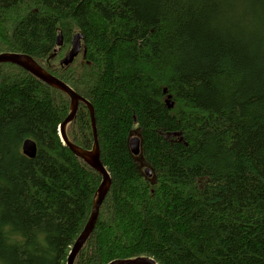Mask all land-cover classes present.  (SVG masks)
<instances>
[{
    "label": "trees",
    "instance_id": "trees-1",
    "mask_svg": "<svg viewBox=\"0 0 264 264\" xmlns=\"http://www.w3.org/2000/svg\"><path fill=\"white\" fill-rule=\"evenodd\" d=\"M12 53L95 112L112 184L74 264H264V0H0ZM69 111L65 93L0 64V264H66L89 220L101 176L60 139ZM66 134L92 149L85 104Z\"/></svg>",
    "mask_w": 264,
    "mask_h": 264
},
{
    "label": "water",
    "instance_id": "water-1",
    "mask_svg": "<svg viewBox=\"0 0 264 264\" xmlns=\"http://www.w3.org/2000/svg\"><path fill=\"white\" fill-rule=\"evenodd\" d=\"M82 34L76 33L73 37V41L71 44V49L63 59L62 64L64 66H69L73 63V61L80 55L82 52ZM63 46V35L59 33L57 36V48H61ZM0 64H13L22 68L23 70L29 72L31 75L41 80L43 83L47 84L52 88H56L61 92L65 93L70 98V111L68 116L59 126V135L62 143L78 158L82 159L90 168L96 171L101 176V184L97 190L96 199L93 204V208L91 211V215L89 220L84 227L81 234L78 236L75 241L72 249L68 255L66 264H74L78 254L84 247L85 243L88 241L90 236L92 235L96 223L98 221V217L100 214L101 206L111 188L112 178L104 164L102 163L100 156V146L98 141V134L96 128L95 121V112L91 104L84 99L82 96L77 94L70 86H68L62 80L56 78L55 76L48 74L44 69H42L34 59L30 56L24 54H0ZM80 104H85L89 109L90 120L93 131V147L91 150H83L78 146L71 143L66 134L67 126L74 121ZM129 148L133 156L140 155V138L132 137L129 141ZM23 152L24 154L33 159L37 155V145L32 140H26L23 144ZM145 174L147 177H151L152 174L150 170L145 169ZM109 264H157L155 260L147 257H139L136 259L130 260H117L113 261Z\"/></svg>",
    "mask_w": 264,
    "mask_h": 264
},
{
    "label": "rangeland",
    "instance_id": "rangeland-1",
    "mask_svg": "<svg viewBox=\"0 0 264 264\" xmlns=\"http://www.w3.org/2000/svg\"><path fill=\"white\" fill-rule=\"evenodd\" d=\"M67 52H68V50H67ZM80 56V55H79ZM132 137H139L138 136V134H137V132H134L133 134H132ZM131 137V138H132ZM170 137V136H169ZM176 137V136H175ZM178 137V136H177ZM136 161H137V163H138V165L140 166V168L144 171L145 169H147V166H146V164H145V162H144V160L142 159V157L141 156H138V157H136Z\"/></svg>",
    "mask_w": 264,
    "mask_h": 264
}]
</instances>
